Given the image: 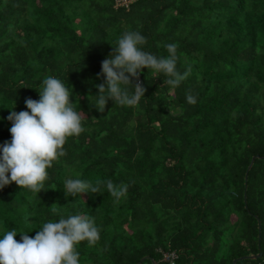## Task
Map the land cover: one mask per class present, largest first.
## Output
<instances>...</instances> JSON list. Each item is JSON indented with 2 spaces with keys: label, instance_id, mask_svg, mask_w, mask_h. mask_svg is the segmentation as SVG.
I'll return each mask as SVG.
<instances>
[{
  "label": "trees",
  "instance_id": "trees-1",
  "mask_svg": "<svg viewBox=\"0 0 264 264\" xmlns=\"http://www.w3.org/2000/svg\"><path fill=\"white\" fill-rule=\"evenodd\" d=\"M129 30L157 57L176 44L177 70L190 74L172 89L144 69L139 106L110 100L100 113L87 96L98 95L101 62ZM48 76L72 91L85 131L68 139L45 191L0 190V238L13 229L17 241L21 231L34 237L43 223L81 214L100 239L77 246L79 264H165L160 250L177 251V264L262 252L236 264H264V0H0V145L11 140L9 110L39 100ZM68 178L128 190L118 204L105 185L66 198Z\"/></svg>",
  "mask_w": 264,
  "mask_h": 264
},
{
  "label": "clouds",
  "instance_id": "clouds-1",
  "mask_svg": "<svg viewBox=\"0 0 264 264\" xmlns=\"http://www.w3.org/2000/svg\"><path fill=\"white\" fill-rule=\"evenodd\" d=\"M145 43L146 38L140 32L129 30L117 39L115 47L111 46L112 51L101 62V72L97 74V79H103L95 85L98 95L87 96L97 111L104 113L110 100L116 106L137 108L146 91L140 81L144 69L163 75V86L172 89L187 79L191 69L181 74L176 67V44H165L168 56L157 57L142 50ZM36 91L39 100L26 98V111L9 110L11 140L0 145V190L14 183L33 195L45 191L48 169L66 156L64 146L68 139L85 131L86 115L77 110V103L71 102L72 91L60 79L48 76ZM186 101L196 103L190 92L186 93ZM102 185L116 204L127 194V184L97 180L93 186L79 178H68L64 181L65 197L96 194ZM19 234L20 241L16 240V229L6 231L0 238V264H79L77 246L87 242L92 247L100 239L94 218L81 214L43 223L34 237L22 231Z\"/></svg>",
  "mask_w": 264,
  "mask_h": 264
},
{
  "label": "built area",
  "instance_id": "built-area-1",
  "mask_svg": "<svg viewBox=\"0 0 264 264\" xmlns=\"http://www.w3.org/2000/svg\"><path fill=\"white\" fill-rule=\"evenodd\" d=\"M134 0H116L117 7H126L128 8L129 5ZM161 261L165 264H177V261L179 259V253L177 251H163L160 250Z\"/></svg>",
  "mask_w": 264,
  "mask_h": 264
},
{
  "label": "water",
  "instance_id": "water-1",
  "mask_svg": "<svg viewBox=\"0 0 264 264\" xmlns=\"http://www.w3.org/2000/svg\"><path fill=\"white\" fill-rule=\"evenodd\" d=\"M255 159H256V157L255 158H253V160H252V162H251V164H250V166H249V170L251 169V167H252V165H253V163H254V161H255ZM248 170V171H249ZM247 175H248V172H247ZM245 202H246V198H245ZM258 222H259V230L261 231V221L258 219ZM260 236H261V233H260ZM262 252L261 253H259V255H257V256H247V257H243V258H240V259H236L234 262H233V264H236L238 261H241V260H244V259H257V258H260V257H262ZM145 260H150L153 264H157V262L153 259V258H151V257H146V258H143L138 264H142V262H144Z\"/></svg>",
  "mask_w": 264,
  "mask_h": 264
}]
</instances>
